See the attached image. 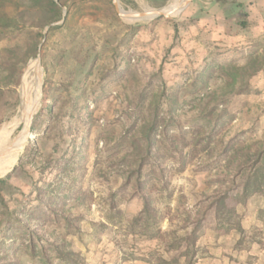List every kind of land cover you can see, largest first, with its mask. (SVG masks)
<instances>
[{
  "label": "rangeland",
  "instance_id": "1",
  "mask_svg": "<svg viewBox=\"0 0 264 264\" xmlns=\"http://www.w3.org/2000/svg\"><path fill=\"white\" fill-rule=\"evenodd\" d=\"M55 1L56 12L0 7L28 23L0 32V154L24 139L0 184V264H65L54 244L85 264H152L179 256L200 217L193 264H264V193L242 198L264 147V0H193L133 21L114 0ZM174 1L118 3L143 12L185 0ZM36 59L27 126L20 94ZM224 193L231 227L216 218ZM144 197L163 219L127 233Z\"/></svg>",
  "mask_w": 264,
  "mask_h": 264
},
{
  "label": "trees",
  "instance_id": "2",
  "mask_svg": "<svg viewBox=\"0 0 264 264\" xmlns=\"http://www.w3.org/2000/svg\"><path fill=\"white\" fill-rule=\"evenodd\" d=\"M19 4H22L26 11H29L33 8H42V10H48L50 12H56L59 10V6L55 0H0V7L10 5L14 6L15 8H19ZM239 6H241V4H239ZM58 17L59 14H53V16H50L47 20L41 21L38 24L33 23L31 26L33 27L39 25V28H43L48 22ZM27 24L28 23L20 16L13 17L9 16L7 13L0 12V32L20 29L27 26ZM242 24L246 25L247 22L242 21ZM31 34V37L35 41L33 49V54H35L38 46V37L42 38L43 33L42 31H37L36 33L31 32ZM6 50L9 52L12 49ZM154 129L155 125L150 126L148 134H151ZM253 162L254 171L246 177L242 190L243 200L248 199L254 194L264 193V147L255 154V159ZM9 178L10 174L4 178H0V184L7 183ZM226 199V193L217 196V199L214 202L216 206V218L220 222L219 226L231 227L233 224V219L238 217V213L235 208L226 205ZM113 208L116 207L113 206ZM121 214L122 211L120 209H116L114 215H110L108 219L112 220L113 222L115 217L121 216ZM162 219L163 216L159 208L153 202V199L151 197H144V206L142 210L137 215H135L131 221H128V223L125 224V228L127 229V233L133 235H147L151 229L157 228L160 225ZM118 222L122 223L123 220L120 218ZM192 223L194 225L188 236L181 238V241H185L187 245L185 250L182 251L179 256L166 258L163 255H159L156 258H150L146 260L152 264H180L181 258L184 257L186 258L187 264H193L194 258L197 254L196 242L200 238L204 229V217L197 218L192 221ZM182 228L184 229L186 226H183ZM239 228L241 227L239 226ZM175 233V231L172 232V234ZM167 235L169 236L171 233H168ZM54 251L56 252V257L65 264H85L84 257L78 252H74L69 249H62V247L58 244H54Z\"/></svg>",
  "mask_w": 264,
  "mask_h": 264
},
{
  "label": "bare ground",
  "instance_id": "3",
  "mask_svg": "<svg viewBox=\"0 0 264 264\" xmlns=\"http://www.w3.org/2000/svg\"><path fill=\"white\" fill-rule=\"evenodd\" d=\"M183 0H176L173 2L172 7L175 5H178L182 2ZM120 7V6H119ZM121 9V7H120ZM164 9V8H161ZM167 10H172L169 8H165ZM122 10V9H121ZM123 11V10H122ZM146 18H152L150 15H144V14H137V15H130L126 16L125 19L129 21H133L136 19L142 20ZM39 66V61L38 59L34 60L32 64L29 67L28 75L25 80V89H24V98H25V103L23 106V111L21 113V118L23 121L26 122L27 126L30 124V111L26 109L29 100L31 99L32 96V91H33V83L37 79L38 72H36L37 67ZM7 140V139H6ZM6 143V141H5ZM24 143V139L22 138L19 143L16 145H13L8 149L7 151L3 152L0 154V175H4L8 170L11 168V166L14 164V162L17 160L18 157H20V149ZM20 153V155H19Z\"/></svg>",
  "mask_w": 264,
  "mask_h": 264
},
{
  "label": "water",
  "instance_id": "4",
  "mask_svg": "<svg viewBox=\"0 0 264 264\" xmlns=\"http://www.w3.org/2000/svg\"><path fill=\"white\" fill-rule=\"evenodd\" d=\"M193 0H185L183 3H181L177 8H174L172 10H167V9H147L143 12H132V11H122L119 7V3H118V0H114V4L116 6V9L118 11V13L123 16V17H126V16H130V15H137V14H144V15H150L152 18H155V17H172L174 15H179L187 5H189L190 3H192ZM64 14H65V9H64ZM64 21V19H62L61 21H56V22H53L51 24H49L46 28H45V34H47L49 28L51 26H57V25H60L62 24ZM39 60V59H38ZM40 62V60H39ZM25 98L21 96L20 94V106L23 107L24 106V103H25ZM35 116V115H34ZM34 116L32 117V121L34 119ZM28 133L29 135L31 134L30 132V128L28 130ZM28 140H29V136H28V139L26 141V143L24 144L23 146V151L26 147V144L28 143ZM22 151V152H23ZM22 155V153H21ZM20 155V157H21ZM19 157V158H20ZM15 168V165L12 167V169L7 172L4 176L0 175V178H4L5 176H7L11 171H13V169Z\"/></svg>",
  "mask_w": 264,
  "mask_h": 264
}]
</instances>
